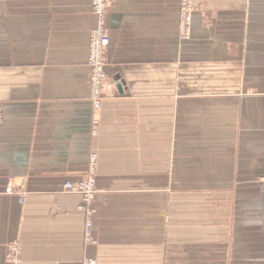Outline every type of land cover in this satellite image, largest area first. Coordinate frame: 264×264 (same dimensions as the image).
<instances>
[{
  "label": "crops",
  "instance_id": "0c3cea01",
  "mask_svg": "<svg viewBox=\"0 0 264 264\" xmlns=\"http://www.w3.org/2000/svg\"><path fill=\"white\" fill-rule=\"evenodd\" d=\"M192 4L111 1L93 113L91 0H0V264H264V0Z\"/></svg>",
  "mask_w": 264,
  "mask_h": 264
},
{
  "label": "built area",
  "instance_id": "2783aa9c",
  "mask_svg": "<svg viewBox=\"0 0 264 264\" xmlns=\"http://www.w3.org/2000/svg\"><path fill=\"white\" fill-rule=\"evenodd\" d=\"M111 1L112 0H91L92 12L96 17V26L90 32L89 36L87 66L89 68V100L93 113H96L100 110L103 97L109 86V79L105 72V52L110 44L109 31L106 25V17L107 9ZM195 10L196 8L192 5L191 0H180L178 35L181 42L187 40L190 36L191 16ZM96 126L97 121L93 120V135L97 133ZM96 161V155H91L89 161V171L85 180L74 184H65L66 191L77 194L81 197V205L78 206V209L84 210L87 215L84 230V236L86 240H89L91 235V211L89 210V206L92 203L96 193L94 179ZM19 252L20 249L18 244H10L8 246L7 261L11 264L17 263L19 261ZM81 264L97 263L94 260L85 259Z\"/></svg>",
  "mask_w": 264,
  "mask_h": 264
},
{
  "label": "rangeland",
  "instance_id": "374dc122",
  "mask_svg": "<svg viewBox=\"0 0 264 264\" xmlns=\"http://www.w3.org/2000/svg\"><path fill=\"white\" fill-rule=\"evenodd\" d=\"M191 2H192V0H191ZM193 5V4H192ZM191 25H192V16H191ZM190 35H191V30H190ZM189 38H190V36H189ZM188 38V39H189ZM187 39V40H188ZM187 40H184V41H187ZM179 41H180V39H179ZM184 41H182V42H184ZM181 42V41H180ZM109 86H110V83H109ZM109 86H108V88H109ZM89 91V90H88ZM108 91V89L106 90V92ZM106 92H105V95H104V97H103V100H104V98L106 97ZM88 99H89V94H88ZM103 100H102V103H103ZM89 102H90V100H89ZM101 108H102V106H101ZM100 108V109H101ZM2 121V110H1V108H0V122Z\"/></svg>",
  "mask_w": 264,
  "mask_h": 264
},
{
  "label": "water",
  "instance_id": "95a60500",
  "mask_svg": "<svg viewBox=\"0 0 264 264\" xmlns=\"http://www.w3.org/2000/svg\"><path fill=\"white\" fill-rule=\"evenodd\" d=\"M118 89H120V85H118Z\"/></svg>",
  "mask_w": 264,
  "mask_h": 264
}]
</instances>
